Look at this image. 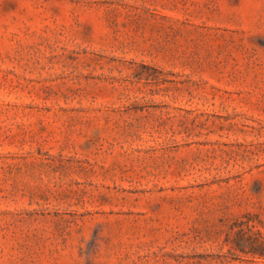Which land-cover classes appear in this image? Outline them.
I'll return each mask as SVG.
<instances>
[{
  "label": "rangeland",
  "instance_id": "1",
  "mask_svg": "<svg viewBox=\"0 0 264 264\" xmlns=\"http://www.w3.org/2000/svg\"><path fill=\"white\" fill-rule=\"evenodd\" d=\"M0 264H264V0H0Z\"/></svg>",
  "mask_w": 264,
  "mask_h": 264
}]
</instances>
